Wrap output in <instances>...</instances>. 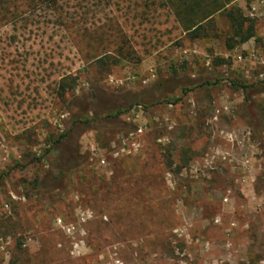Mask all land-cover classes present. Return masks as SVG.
<instances>
[{
  "label": "rangeland",
  "instance_id": "374dc122",
  "mask_svg": "<svg viewBox=\"0 0 264 264\" xmlns=\"http://www.w3.org/2000/svg\"><path fill=\"white\" fill-rule=\"evenodd\" d=\"M186 5L0 0V264H264V0Z\"/></svg>",
  "mask_w": 264,
  "mask_h": 264
},
{
  "label": "trees",
  "instance_id": "16d2710c",
  "mask_svg": "<svg viewBox=\"0 0 264 264\" xmlns=\"http://www.w3.org/2000/svg\"><path fill=\"white\" fill-rule=\"evenodd\" d=\"M235 0H228L227 3L218 4L217 2H213L214 7L213 9H203L200 10L199 7V0H189L191 5H186V10H184V13L192 17V21L189 27V31L191 34H193L194 39H201L202 34L201 32L204 31L203 24L211 19L215 14L219 13L220 11L225 9L226 5L231 4ZM228 18H230L233 23L235 24V37H239V41L237 42V45H242L247 43L253 36H252V26H249L246 31H244V25L246 23V20L242 17L240 11L236 12H228L227 14ZM235 45V44H234ZM233 46H228L229 49H232ZM207 82H205L203 85H205ZM159 87V86H158ZM66 89L62 87V91L64 92ZM155 96V95H154ZM143 98L137 97V99L133 103H129L127 109H124L123 107L117 108L114 110V113L106 118H100L97 114V107L100 101L99 96L97 94L90 95V98L88 99L90 105V109L93 114V116L90 118V120L87 121V123L83 125L92 124L96 127H99L102 124H111L113 122L119 121L120 116H122L124 113L129 111L131 108L138 107L143 105L141 103ZM160 102L159 100L152 101L153 105H158ZM94 109V110H93ZM125 125V124H124ZM137 130L136 128L128 129L127 133H135ZM75 135V132H73ZM66 138V135H63L55 142L56 145V160L53 166V184L56 186L55 191H58L61 185H59V182H61L67 174L73 172L76 170L81 163L85 161L84 157H81L79 155L78 147L72 145L69 140H64Z\"/></svg>",
  "mask_w": 264,
  "mask_h": 264
}]
</instances>
